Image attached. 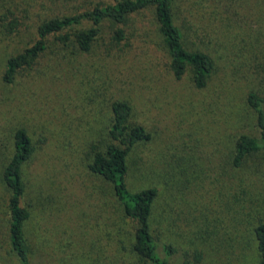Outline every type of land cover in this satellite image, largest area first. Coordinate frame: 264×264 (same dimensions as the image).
Segmentation results:
<instances>
[{"label":"rangeland","instance_id":"374dc122","mask_svg":"<svg viewBox=\"0 0 264 264\" xmlns=\"http://www.w3.org/2000/svg\"><path fill=\"white\" fill-rule=\"evenodd\" d=\"M97 3L0 0V264H18L3 182L18 129L36 148L22 202L32 213L33 264H143L133 251L136 223L123 216L113 185L90 170L91 145L107 141L116 100L129 102L132 121L152 136L131 153L127 184L158 190L152 226L161 244L177 248L171 262L258 264L264 154L242 168L232 160L241 135L260 136L248 96L264 100V0H180L188 48L215 65L203 89L190 72L174 76L153 9L107 25L89 53L51 38L32 68L5 82L7 61L35 42L43 21Z\"/></svg>","mask_w":264,"mask_h":264},{"label":"trees","instance_id":"16d2710c","mask_svg":"<svg viewBox=\"0 0 264 264\" xmlns=\"http://www.w3.org/2000/svg\"><path fill=\"white\" fill-rule=\"evenodd\" d=\"M98 1L96 6L83 13L72 16L55 17L43 21L37 28V39L21 53L7 61L5 82L13 83L16 75L32 68L43 52L48 48L51 38L68 45L72 41L82 53L91 52L101 38L107 25L115 29L128 25L134 16L148 9H153L159 31L171 58V69L177 79L187 72L193 77L196 88L208 85L215 72L211 56L198 48L189 49L186 40V22L182 18L180 0H114L105 4ZM10 14H14L9 11ZM86 24L91 26L87 27ZM15 31L20 26L17 17L10 23ZM115 40H124L122 28L116 29ZM248 104L257 117L260 131L259 138L241 135L235 144L232 160L234 168H242L264 154V100L254 92L248 96ZM112 117L107 128V141L102 145H91L93 161L92 173L102 177L113 185L115 195L121 206L123 216L136 223L133 251L143 264H173L171 258L177 248L169 243L161 244L154 234L152 216L159 192L156 188H146L133 192L127 184L129 173L128 159L137 145L152 139L146 128L132 121V105L123 100H116L111 106ZM36 148L31 137L24 129H18L14 135V153L3 171V182L9 192L8 236L11 249L18 264H33L34 249L27 234V224L31 211L22 205L27 193L25 166L31 160ZM260 260L264 264V213L255 228ZM160 248L164 256L160 253Z\"/></svg>","mask_w":264,"mask_h":264}]
</instances>
